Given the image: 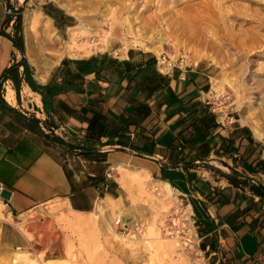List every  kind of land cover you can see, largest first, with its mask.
<instances>
[{
	"label": "crops",
	"instance_id": "obj_1",
	"mask_svg": "<svg viewBox=\"0 0 264 264\" xmlns=\"http://www.w3.org/2000/svg\"><path fill=\"white\" fill-rule=\"evenodd\" d=\"M7 1L0 0V240L9 214L50 202L87 212L123 185L166 181L212 264H264V140L214 105L205 73L166 74L157 54L134 46L64 55L39 70L4 31ZM53 9L40 6L58 29L67 16Z\"/></svg>",
	"mask_w": 264,
	"mask_h": 264
},
{
	"label": "rangeland",
	"instance_id": "obj_2",
	"mask_svg": "<svg viewBox=\"0 0 264 264\" xmlns=\"http://www.w3.org/2000/svg\"><path fill=\"white\" fill-rule=\"evenodd\" d=\"M59 1L81 15L68 13L55 0L7 1L11 13L4 31L18 36L15 25L20 15L24 46L27 11L38 12L47 3L50 10L57 5L67 16V24L58 29L51 23L53 32L48 31L56 35L53 38L51 32L36 29L40 51L29 56L25 46L26 56L39 70L56 64V54L61 58L84 51H120L131 46L143 48L141 43L150 40L156 46L161 41V52L174 59L183 57L186 68L197 67L205 73L214 105L248 124L253 132L257 129L259 134H254L264 140V0ZM92 41L99 46L92 48ZM67 42L73 45L69 52ZM153 185L131 183L123 185L117 196L99 198L90 211L80 212L84 223L77 227L64 219L75 213L59 202L14 217L0 240V264H212L208 254L200 251L196 237L192 246L180 237L181 245L169 255L160 250L156 238L169 241L177 235V223L172 218H177L174 202L181 200L176 194L174 202L164 205ZM99 204H103L102 213L97 210ZM117 216L142 224L140 234L128 236L135 242L122 244L115 230H107L106 223L110 221L112 226Z\"/></svg>",
	"mask_w": 264,
	"mask_h": 264
},
{
	"label": "bare ground",
	"instance_id": "obj_3",
	"mask_svg": "<svg viewBox=\"0 0 264 264\" xmlns=\"http://www.w3.org/2000/svg\"><path fill=\"white\" fill-rule=\"evenodd\" d=\"M55 1H57V3H58V5L60 6V7H62V8H64V9H66L67 11H68V13H71V14H75V15H77L78 17L81 15L79 12V10H77V11H74V10H72L71 8H69V6H67L66 4H64V3H62L61 1H59V0H55ZM73 7V6H72ZM77 7V6H76ZM79 11V12H78ZM83 14V13H82ZM82 19V18H81ZM80 20V19H79ZM183 20V19H182ZM25 25H26V27H25V46H26V53H28V55L29 56H31V54L34 52V51H36V52H38V50L40 51V49L42 48V44L41 43H39V40H40V38H39V40H38V36L36 37V35H35V32H36V29L37 28H43L44 30H46V31H48V30H51L52 29V27L53 26H51V21H50V19L46 16V15H44V14H42L40 11H38V12H35L34 11V13L32 12V11H27L26 13H25ZM76 26H70L69 27V29H74ZM49 32V31H48ZM48 32H46L47 34L46 35H48ZM51 32V31H50ZM49 32V33H50ZM52 32H53V29H52ZM51 32V33H52ZM54 32H55V30H54ZM200 33V32H199ZM43 35H44V33H43ZM49 36H50V34H49ZM48 36V37H49ZM56 35L54 34V33H52L51 34V37L53 38V37H55ZM150 37H152V36H148V39L150 38ZM153 38V37H152ZM45 39V38H44ZM151 39V38H150ZM158 40V39H157ZM160 40H165V38L164 37H161V39ZM159 40V41H160ZM217 41V40H216ZM42 42H44V41H42ZM65 42V41H64ZM156 42V41H155ZM158 42V41H157ZM163 42H161L160 41V44H158V45H156V46H153V41L152 40H150L149 41V43L146 41V43H144V42H142L141 43V45H143V48L144 49H146V50H155L156 52H158V51H160V49L163 47V46H161V44H162ZM89 45L92 47V48H97L98 46H99V43H96V42H94V41H92V42H90L89 43ZM160 46H161V48H160ZM188 47V46H187ZM65 48H66V51H71L72 50V48H73V45L71 44V43H69V42H67L66 43V46H65ZM163 49V48H162ZM117 52L119 51V50H116ZM120 51H121V49H120ZM161 52V51H160ZM35 53V52H34ZM66 53V52H65ZM39 54H41V53H39ZM56 56H58L57 57V61L60 59V54H56ZM206 56V55H205ZM42 57V56H41ZM211 58V57H210ZM46 67H50L49 65L48 66H46ZM13 92V91H12ZM11 93L10 92H8V96L7 97H9V99L11 98ZM13 98V97H12ZM254 133H256V134H259V131L257 130V129H255L254 128ZM130 174V173H129ZM120 178H123V177H120ZM122 181V180H121ZM124 181V180H123ZM122 181V182H123ZM123 184H124V182H123ZM122 184V185H123ZM126 184V183H125ZM139 186H142V184L141 183H139ZM144 187V186H143ZM153 190H157L158 192H159V195L162 197V198H158V199H160V201H161V203H163L164 205H165V203H166V201H167V203L168 202H170V203H172V202H174L173 200L175 199V195L178 193V191L176 190V189H174L171 185H170V183L169 182H166V181H158V184H154L153 186ZM138 189H140V190H142V188L140 187H138ZM145 189V188H144ZM147 192V191H146ZM157 192V193H158ZM157 195V194H156ZM152 196V195H151ZM154 196V195H153ZM177 196V195H176ZM105 200H107V199H105ZM109 204H112V201H111V203H109ZM115 204V203H114ZM174 204H175V209L177 210V208L179 207V203H175L174 202ZM107 205V204H106ZM0 206H1V204H0ZM109 206V205H108ZM2 207V206H1ZM97 210L99 211V212H103V204H99L98 205V207H97ZM1 212H3V211H1ZM73 212L75 213V214H73V215H66V216H64V219H65V221L67 222V224L69 225V226H80L82 223H84V218L83 217H81L79 214H80V212L79 211H74L73 210ZM118 212H119V210H118ZM82 213H84V212H82ZM120 213V212H119ZM4 213H0V216H2ZM1 219H2V217H1ZM8 219L9 220H11V216H10V214H9V216H8ZM176 223L177 222H181V219L180 218H172ZM64 221V222H65ZM87 221V220H86ZM85 221V222H86ZM105 221V220H104ZM108 222H110V221H108ZM106 223V227H107V230L109 231V232H113V227L110 225V223ZM179 222V223H180ZM16 225L17 226H20V224L19 223H16ZM65 226H66V224H65ZM65 228V227H64ZM71 228V227H70ZM82 230V229H81ZM170 233V232H169ZM117 235V234H116ZM81 236V235H80ZM117 237V236H116ZM133 236H131V238H132ZM143 237V236H142ZM160 237V236H159ZM156 238V239H158V240H156V241H159V243H158V247L160 248V250L163 252V253H165V254H167L169 251H171L170 253H172V251H174L175 250V248L176 247H178L179 245H181V242H180V236L177 234V235H172L170 238V240L169 241H163L162 239H160V238ZM68 238V237H67ZM64 239V240H68V239ZM144 239H148V238H145V237H143ZM142 238V239H143ZM118 239L120 240V242L122 243V244H126L128 241H134V240H131L130 239V237H123V236H121V237H118ZM164 239V238H163ZM180 239V240H179ZM70 240V239H69ZM165 240H167V239H165ZM67 242V241H66ZM70 242V241H69ZM135 242V241H134ZM179 242V243H178ZM68 243V242H67ZM84 243V242H83ZM154 244H155V242H154ZM157 244V243H156ZM191 246H192V244H191ZM157 247V246H156ZM157 247V248H158ZM155 251V250H154ZM177 252V251H176ZM174 253V252H173ZM168 255H169V253H168ZM173 255V254H172ZM166 256V255H165ZM177 258V257H176ZM180 258V257H179ZM183 258V257H182ZM181 258V259H182ZM172 259V258H171Z\"/></svg>",
	"mask_w": 264,
	"mask_h": 264
},
{
	"label": "built area",
	"instance_id": "obj_4",
	"mask_svg": "<svg viewBox=\"0 0 264 264\" xmlns=\"http://www.w3.org/2000/svg\"><path fill=\"white\" fill-rule=\"evenodd\" d=\"M10 13L11 9L7 8V17ZM5 23L6 22L3 23V28ZM157 64L160 66L162 72L166 74H169L175 68H178L180 70L186 68L185 60L183 57H178L177 59H174L164 52H160L157 55ZM185 208L186 206L185 204H183L182 201L179 203V207L177 208V210H175L174 208L177 218L181 219V222L179 221L180 223L177 222L176 233L179 234L180 237L185 240V243L187 245H191L192 238L196 237L198 239V236L194 230V222L192 221L189 212H187ZM112 227L120 236H134L140 234L142 230V224L139 221H127L120 216L114 218L112 222ZM200 251L203 253L202 250Z\"/></svg>",
	"mask_w": 264,
	"mask_h": 264
},
{
	"label": "trees",
	"instance_id": "obj_5",
	"mask_svg": "<svg viewBox=\"0 0 264 264\" xmlns=\"http://www.w3.org/2000/svg\"><path fill=\"white\" fill-rule=\"evenodd\" d=\"M4 22H6V21H4ZM15 28L17 29V32H18V36H14V40H15L16 46L21 51H23L24 50V43H23V36L21 34V29H20L21 28V16L20 15L17 16V22H16V25H15ZM255 191L261 193V191L259 189H256Z\"/></svg>",
	"mask_w": 264,
	"mask_h": 264
},
{
	"label": "water",
	"instance_id": "obj_6",
	"mask_svg": "<svg viewBox=\"0 0 264 264\" xmlns=\"http://www.w3.org/2000/svg\"><path fill=\"white\" fill-rule=\"evenodd\" d=\"M9 196H10V192L8 190L5 189L1 192V197L8 199Z\"/></svg>",
	"mask_w": 264,
	"mask_h": 264
}]
</instances>
